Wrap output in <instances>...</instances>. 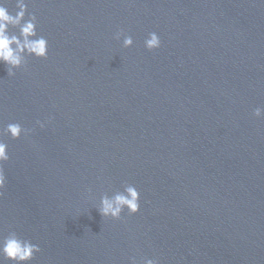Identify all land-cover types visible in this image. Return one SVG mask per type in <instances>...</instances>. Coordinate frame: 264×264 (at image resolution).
<instances>
[{
  "label": "water",
  "instance_id": "95a60500",
  "mask_svg": "<svg viewBox=\"0 0 264 264\" xmlns=\"http://www.w3.org/2000/svg\"><path fill=\"white\" fill-rule=\"evenodd\" d=\"M28 12L49 51L13 77L0 64V127L31 130L2 137L0 235L38 244L31 264H264V0H28ZM126 183L139 211L103 218L100 197Z\"/></svg>",
  "mask_w": 264,
  "mask_h": 264
},
{
  "label": "clouds",
  "instance_id": "9594fccd",
  "mask_svg": "<svg viewBox=\"0 0 264 264\" xmlns=\"http://www.w3.org/2000/svg\"><path fill=\"white\" fill-rule=\"evenodd\" d=\"M15 7L18 10L12 14L9 12L6 0H0V64L6 66L9 77L15 76L17 70L26 68L28 57L47 59L49 51L47 38L38 35L37 16L28 12V0H15ZM12 29H18V33L13 32ZM122 35L123 47H131L134 41L130 35L118 32L116 39H120ZM144 46L149 51L158 49L161 46L158 34L150 32L144 41ZM253 115L264 118V108H255ZM37 124L44 127L40 121H37ZM30 131L19 122H11L0 127V190L6 183L3 164L10 159L8 145L2 137L19 139L22 135L27 136ZM124 209H127L129 214H135L140 209V193L135 185L126 183L123 191H117L111 196L102 195L97 208L103 218L110 217L116 220L121 218ZM40 251L38 244L22 238L15 231L0 235V264H5L6 261L11 264H31ZM132 264H136L135 258ZM142 264H159V262L156 259L142 258Z\"/></svg>",
  "mask_w": 264,
  "mask_h": 264
}]
</instances>
